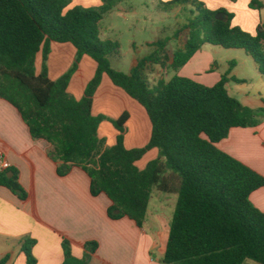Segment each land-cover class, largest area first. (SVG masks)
Instances as JSON below:
<instances>
[{
    "label": "trees",
    "instance_id": "1",
    "mask_svg": "<svg viewBox=\"0 0 264 264\" xmlns=\"http://www.w3.org/2000/svg\"><path fill=\"white\" fill-rule=\"evenodd\" d=\"M122 1L103 0L99 7H86L72 5V0H0V98L16 107L34 140L50 143L48 154L60 162L59 175L68 174L73 166L88 173L92 195L105 193L113 202L110 218L127 216L142 227L155 189L178 195L163 264H245L247 260L264 264V212L250 199L254 190L264 186V176L216 146L232 128L258 125L264 107L251 108L229 93L227 82L238 81L229 77L230 71L213 86L178 74L151 84L149 69L167 62L169 38L155 43L156 48L129 72L114 69L110 56L118 54L119 44L102 40L99 24ZM167 4L193 7L185 25L187 41L174 52L170 69L178 71L209 43L244 49L264 76L263 29L251 35L232 24L233 13L209 9L201 0ZM219 14L224 18L219 20ZM52 42H69L77 51L72 66L55 80L48 66ZM84 55L96 61L97 70L77 99L68 87ZM104 74L146 110L152 132L145 146L125 145L129 111L116 119L94 114V96ZM105 120L119 131L112 146L99 134ZM153 148L158 156L140 168L137 162ZM0 186L21 200L28 198L15 167L0 170ZM35 243L30 237L24 239L27 264H36ZM63 248V264H87L98 242L86 243L82 260L73 257L69 240H63ZM7 260L8 256L0 264Z\"/></svg>",
    "mask_w": 264,
    "mask_h": 264
},
{
    "label": "crops",
    "instance_id": "2",
    "mask_svg": "<svg viewBox=\"0 0 264 264\" xmlns=\"http://www.w3.org/2000/svg\"><path fill=\"white\" fill-rule=\"evenodd\" d=\"M202 1L210 9L225 8L233 12V25H239L253 34L257 33L256 12L245 8L246 3H240L239 0L238 3L230 0ZM101 3L102 0H72V5L94 6ZM221 47L204 44L178 71L170 69V76L165 79L169 80L178 74L206 86H213L230 71L229 77L233 76L238 81L230 78L226 84L229 93L246 106L254 109L264 107V76L258 65L254 63L253 68H248L240 76L235 68L236 64L230 62L231 57H217L221 53ZM51 48L49 75L55 80L72 65L77 51L69 42H52ZM138 60L139 58L133 60L128 72ZM41 62L42 53L39 52L36 60L38 72L41 71ZM96 70V61L84 55L70 81L69 92L80 99ZM132 107L138 111V116L130 112ZM124 111L130 113V119L125 125L126 147L145 146L152 132L146 110L104 74L94 96V114L118 118ZM105 124V121L101 123L99 134L106 139L108 146H112L117 141L119 131L116 130L108 139ZM216 146L264 176V119L256 126L232 128L229 135ZM49 148L48 141L32 138L16 107L0 98V153L12 167L19 170L20 182L28 192V198L21 200L11 190L0 186V260L8 256L4 264H27L22 247L24 239L30 237L36 240L32 248L36 264H63L64 239L70 241L72 255L78 260L84 258L87 242H98V248L91 253L87 264H163L175 208L172 214L167 209L169 206L173 207V199L166 194L157 195L160 206L152 209L153 193L142 227L127 216L112 219L108 215V209L113 202L108 195H92L91 178L81 167L73 166L68 174L59 175L60 162L49 156ZM157 156L158 149L153 148L137 165L145 168ZM175 195L177 203L178 195ZM250 199L264 212V186L254 190Z\"/></svg>",
    "mask_w": 264,
    "mask_h": 264
},
{
    "label": "rangeland",
    "instance_id": "3",
    "mask_svg": "<svg viewBox=\"0 0 264 264\" xmlns=\"http://www.w3.org/2000/svg\"><path fill=\"white\" fill-rule=\"evenodd\" d=\"M169 1L123 0L112 12L104 16L99 24L101 39L111 40L119 44L118 54H113L110 56L111 66L114 69L128 72L135 58H142L146 56L156 48V46L154 45L155 43L160 40L169 38L168 44L166 46V52L168 56L167 62L165 63V65L154 64L150 67L148 72V77L151 84H155L161 78H169V61L172 60L174 52L177 49L183 48L187 41L189 30L185 28V25L188 23V20L191 16L189 11L193 8L191 5L171 6L167 4V2ZM230 1L237 2L238 0ZM239 2L244 4L246 3L245 8L247 7L248 9L254 10L256 12V18L258 20L257 30L260 28L264 30V0H258L257 4H255L254 6L252 5L253 0H239ZM102 3L100 5H94V7H99L102 5ZM206 7L210 9L207 4ZM233 15L235 16L234 13ZM243 30L251 35H255L248 30ZM220 49L221 53L218 54L217 57L219 59H225L228 56L231 57L230 62H234V64H236L235 68L237 69L238 75L240 76H242L248 68H253L255 65L253 58H251V56H249L247 52L242 48L226 49L221 47ZM74 61L72 62V64L74 63ZM75 73L73 74V76L75 75ZM246 87H248V85ZM131 109L132 111L130 112H132L134 116H138L136 115L138 114V111L135 110L134 107H132ZM107 116L110 117L109 115ZM110 118L116 119L114 117ZM105 123L106 124L104 128L108 131V135H106V138L109 139L111 138L112 133H114L117 129L110 120H105ZM128 128L130 129L131 126L129 125ZM153 193L154 197L151 201L152 209L160 206V203L157 201L156 196L166 194L168 197L173 199V207L169 206L167 209L169 212L171 211L172 214V210H174L173 208H175L176 204L174 200L176 197L175 193H164L156 189ZM246 264L258 263L253 260H247Z\"/></svg>",
    "mask_w": 264,
    "mask_h": 264
},
{
    "label": "built area",
    "instance_id": "4",
    "mask_svg": "<svg viewBox=\"0 0 264 264\" xmlns=\"http://www.w3.org/2000/svg\"><path fill=\"white\" fill-rule=\"evenodd\" d=\"M10 166V163L4 158V155L0 153V170L7 169Z\"/></svg>",
    "mask_w": 264,
    "mask_h": 264
},
{
    "label": "water",
    "instance_id": "5",
    "mask_svg": "<svg viewBox=\"0 0 264 264\" xmlns=\"http://www.w3.org/2000/svg\"><path fill=\"white\" fill-rule=\"evenodd\" d=\"M217 18L219 19V20H221V19H223L224 18V16L222 15V14H219L218 16H217ZM13 173L12 172H9L8 173V175H12Z\"/></svg>",
    "mask_w": 264,
    "mask_h": 264
}]
</instances>
